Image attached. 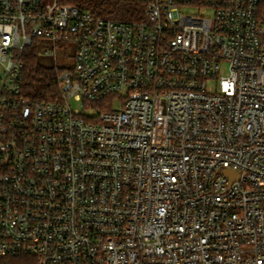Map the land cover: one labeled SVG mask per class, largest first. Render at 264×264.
Here are the masks:
<instances>
[{
	"label": "built area",
	"instance_id": "built-area-1",
	"mask_svg": "<svg viewBox=\"0 0 264 264\" xmlns=\"http://www.w3.org/2000/svg\"><path fill=\"white\" fill-rule=\"evenodd\" d=\"M123 1L0 0V264H264V0ZM36 39L75 46L56 99Z\"/></svg>",
	"mask_w": 264,
	"mask_h": 264
},
{
	"label": "trees",
	"instance_id": "trees-1",
	"mask_svg": "<svg viewBox=\"0 0 264 264\" xmlns=\"http://www.w3.org/2000/svg\"><path fill=\"white\" fill-rule=\"evenodd\" d=\"M60 2L90 11L97 17L123 21L142 19L141 11L143 8L134 2H125L123 0H60ZM24 61V94L35 100L56 99L59 96L57 75L62 70L57 68L45 69L38 66L33 53L25 58Z\"/></svg>",
	"mask_w": 264,
	"mask_h": 264
},
{
	"label": "rangeland",
	"instance_id": "rangeland-1",
	"mask_svg": "<svg viewBox=\"0 0 264 264\" xmlns=\"http://www.w3.org/2000/svg\"><path fill=\"white\" fill-rule=\"evenodd\" d=\"M183 11L191 15L198 14V10L194 8H184ZM53 51H55V55L51 53ZM31 52L35 55L37 65L45 69L59 68L64 71L70 69L75 64L74 45H69L67 48H63L60 45L54 47L51 40L36 39L33 48H31ZM71 103L74 107L79 108V104L73 101Z\"/></svg>",
	"mask_w": 264,
	"mask_h": 264
},
{
	"label": "water",
	"instance_id": "water-1",
	"mask_svg": "<svg viewBox=\"0 0 264 264\" xmlns=\"http://www.w3.org/2000/svg\"><path fill=\"white\" fill-rule=\"evenodd\" d=\"M224 174L230 177L231 179H237V175H235L232 171L230 170H224Z\"/></svg>",
	"mask_w": 264,
	"mask_h": 264
}]
</instances>
